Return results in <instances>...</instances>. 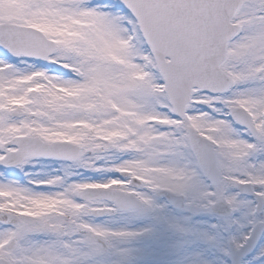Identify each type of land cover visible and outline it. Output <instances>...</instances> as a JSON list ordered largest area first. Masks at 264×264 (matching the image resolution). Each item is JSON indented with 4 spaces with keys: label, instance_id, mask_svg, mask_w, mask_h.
Wrapping results in <instances>:
<instances>
[{
    "label": "snow or ice",
    "instance_id": "snow-or-ice-1",
    "mask_svg": "<svg viewBox=\"0 0 264 264\" xmlns=\"http://www.w3.org/2000/svg\"><path fill=\"white\" fill-rule=\"evenodd\" d=\"M0 264H264V0H0Z\"/></svg>",
    "mask_w": 264,
    "mask_h": 264
}]
</instances>
